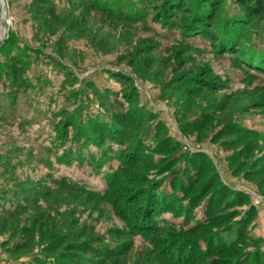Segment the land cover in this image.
Returning <instances> with one entry per match:
<instances>
[{
    "label": "rangeland",
    "instance_id": "1",
    "mask_svg": "<svg viewBox=\"0 0 264 264\" xmlns=\"http://www.w3.org/2000/svg\"><path fill=\"white\" fill-rule=\"evenodd\" d=\"M4 1L0 264H264V73L250 25L222 35L233 2Z\"/></svg>",
    "mask_w": 264,
    "mask_h": 264
},
{
    "label": "trees",
    "instance_id": "2",
    "mask_svg": "<svg viewBox=\"0 0 264 264\" xmlns=\"http://www.w3.org/2000/svg\"><path fill=\"white\" fill-rule=\"evenodd\" d=\"M218 1H220V0H218ZM218 1L217 0H202V2H207L206 5H204V3H203V6H204L203 9H205V7H208V4L210 6V4H212L213 2H218ZM224 2H226V1H224ZM231 2H233L234 7L231 10V13L227 14L228 15L227 19H226L227 23L222 30L224 33L222 35H226L227 39L229 37L233 38V37H235L233 35H235V33H237L238 30L240 31L242 29L241 27H243L242 26L243 24L250 25L253 28V30H251L249 32L250 33L249 36L250 37L253 36L254 39H253V41L249 40L248 45H247L248 50L246 51V53H248L249 51H251V52H249L247 58H244L243 60H241V63L245 64L246 66L250 67L253 70L264 73V45H261L260 47L262 49H260L259 45H257V43L255 42V40L256 41L259 40L260 37L264 38V25L259 24V22H258L259 19L264 20V5L262 4L261 0H231ZM215 7H214V3L210 6L211 9H215ZM260 7H262V8H260ZM210 23H211V21H210ZM222 41H223V39H222ZM232 42L231 43L229 41L226 42V43H228L226 48L228 49L229 52L231 50V47L234 45L233 40H232ZM223 44L224 43L221 42V45H223ZM134 164L135 165L138 164L137 160H134ZM125 193H126V191L124 189L122 190L119 188L118 191L113 192V196H118L119 194H120V196H122ZM136 207L137 206H134V212H137L138 208H136ZM153 211H154V209H153ZM142 216L145 219H143L142 222H139V224L145 223V222L149 221V219H151V215L147 216V214L146 215L143 214ZM142 216H141V218H142ZM137 217H139V214H137ZM219 223H221V222H219ZM223 223H225V222H222L220 225H223ZM135 225L138 226V224H135ZM142 225L143 226L141 228H144V229L146 228V229L150 230V232H156V230H158L156 228H153L154 224L152 226V224L150 225L148 222L145 224H142ZM199 228H200V226L196 227V229H199ZM196 233L197 232H195V235H197ZM207 239L202 238V240L204 241V244L205 245L209 244L210 247H212L211 241L210 240L207 241ZM195 243H196V241H195ZM195 243H194V247L196 249V253L198 254V256L202 255L201 256L202 259L205 258L208 255V252L201 253V248L200 247L197 248L196 247L197 245ZM88 250L89 249H86L85 251H88ZM205 250L202 249V252ZM76 251H78V249ZM90 251H92L91 253L98 254L97 256H100V254L95 252L94 250L90 249ZM238 251H241V250L238 249ZM223 252H225V253L228 252L229 253L228 257L225 259H222V260H220V259L216 260L213 262V264H245V263H247V259L244 258L243 260H240V259H242V256L239 257L240 254H236V253L230 251V248H226V247L218 248V249L212 250V252L211 253L209 252V253L213 254V255H219V254H222ZM173 253H174L175 258H177V261H178L177 264H197L198 263L196 261V259L194 260L195 255L190 254L193 252L189 253V256L192 258L191 259L187 258L188 259V260L186 259L187 261H185L184 254H182V251H180V248H178V250L173 252ZM35 262H38L41 264V262L39 260H35ZM173 262L169 261V259H168V264H175ZM202 264H205V263H202Z\"/></svg>",
    "mask_w": 264,
    "mask_h": 264
},
{
    "label": "water",
    "instance_id": "3",
    "mask_svg": "<svg viewBox=\"0 0 264 264\" xmlns=\"http://www.w3.org/2000/svg\"><path fill=\"white\" fill-rule=\"evenodd\" d=\"M0 13H1V24H0V48L5 44L8 39V12L4 0H0Z\"/></svg>",
    "mask_w": 264,
    "mask_h": 264
},
{
    "label": "built area",
    "instance_id": "4",
    "mask_svg": "<svg viewBox=\"0 0 264 264\" xmlns=\"http://www.w3.org/2000/svg\"><path fill=\"white\" fill-rule=\"evenodd\" d=\"M1 253V252H0Z\"/></svg>",
    "mask_w": 264,
    "mask_h": 264
}]
</instances>
